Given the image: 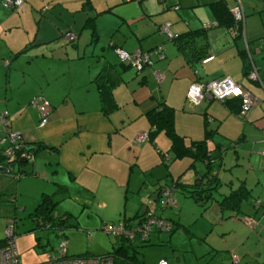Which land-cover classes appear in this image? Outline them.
Returning a JSON list of instances; mask_svg holds the SVG:
<instances>
[{
    "label": "crops",
    "instance_id": "obj_1",
    "mask_svg": "<svg viewBox=\"0 0 264 264\" xmlns=\"http://www.w3.org/2000/svg\"><path fill=\"white\" fill-rule=\"evenodd\" d=\"M211 1L22 0L10 10L0 5V112L7 110L9 126L22 133L25 147L33 154L31 160L12 161L15 169L25 172L19 178L12 177L14 181L23 178L21 189L34 192L29 197L30 207L42 191L57 192V215V202L73 197L91 209L109 204L113 212L100 216L116 220L125 192L133 189L134 179L153 161L141 162L146 139L136 142L134 136L149 127L146 109L163 101L173 108V127L184 143L205 137L208 149L217 155L220 152L211 166L219 182L217 192L239 184L248 189L235 209L220 207L214 198L196 201L202 207L203 221L209 228L216 226L226 252H238V244H245L239 260L232 263L228 259L230 264H264V18L259 13L264 0H240L245 17L239 36H231L218 24L194 37L192 50L198 49L204 56L212 54L203 62L197 52L186 61L175 43L157 32L160 21H169L175 33L213 21ZM235 1L225 3L230 7ZM89 15L93 18L87 22ZM67 29L76 33L71 41L61 34ZM244 42L259 80L245 76L247 57L239 52ZM158 44L162 45V56L152 54V64L134 68L135 72L119 61L114 50L150 49ZM153 70L162 71L163 76L157 79ZM224 74L252 93L255 102L246 116L238 113L235 98L220 101L203 97L196 105L186 104L190 121L202 116L201 129L191 123L182 128L175 111L184 107L188 84ZM146 82L150 89L142 87ZM37 93L51 105L42 125L38 124L36 108L27 103ZM183 156L186 165L194 164L196 159L179 157ZM159 158L163 159L160 152ZM197 166L192 179L190 175L183 181L172 178V190L180 189L179 194L189 196L175 182L193 183L204 170V162ZM134 171L135 178L130 180ZM169 172L175 177L174 169ZM7 173L0 172V188L11 177ZM160 178H151L152 191L157 185H165ZM0 192H5L6 198L7 193L14 194L3 189ZM133 205L131 200L128 207L132 211L121 215L131 223L138 220L141 211V206L133 209ZM240 214L255 218L254 226L243 223ZM64 221L76 225L74 219ZM176 221L181 224L175 219V225ZM151 233L147 237L150 242Z\"/></svg>",
    "mask_w": 264,
    "mask_h": 264
},
{
    "label": "rangeland",
    "instance_id": "obj_2",
    "mask_svg": "<svg viewBox=\"0 0 264 264\" xmlns=\"http://www.w3.org/2000/svg\"><path fill=\"white\" fill-rule=\"evenodd\" d=\"M1 8H9L8 10H10V7L6 8L2 5ZM259 13L264 18V9L259 11ZM170 31L175 33L171 29ZM160 35H162L164 40H168V37L163 32H160ZM134 68L133 65L129 67L132 72H135ZM138 78L139 75L137 74L136 80ZM142 87L144 89H150V85L147 82ZM136 92L139 93L140 90L138 89ZM186 104L187 102L184 101V107L183 109L179 108V112L174 110L178 116L177 121L181 123L182 128L187 126L188 123H191L192 126L201 129L203 123L202 116L200 119L192 117L190 121L191 117L188 113L190 110ZM154 135L153 138L145 140L146 146H144V150L140 155L143 164L151 159L153 161L148 162V166L141 176L138 175L135 178V171L130 176V180L135 178L133 189L125 192L126 198L124 200L126 203L124 205V200L120 201L119 212L117 209V217L115 219L121 217L123 213L127 215L132 211L129 210L131 200L134 204L133 209L139 206L142 208L152 200L154 195V191L151 190L152 177L154 179L156 176H162L160 181L167 186H171L174 183L171 182L172 178L175 179L177 177V179L183 181L185 177L190 175L189 177L192 179L195 169L194 166L197 164V169L200 168L201 161L197 159L193 165H186L187 158L185 156L173 157L169 139L163 131H157ZM159 149L165 154V157L163 156L164 159L159 158ZM170 156L172 159H169ZM155 159L157 160L155 161ZM151 163H153V166ZM169 169H174L175 177H171ZM5 176L9 177L10 174L9 176ZM189 177L188 179H190ZM10 178L6 179L0 188L1 190L11 191L15 194L13 196L7 193L9 198H6L5 192H0V237L5 235L6 224L14 220V245L20 264L38 263L46 260L54 253L59 254V233L66 236L67 254L104 253L113 250L111 243L117 245L119 242H123L126 246L127 255H129V259L134 264H155L160 258L167 259L169 264H230L231 256L234 254L240 257L244 249L243 246H245V244H238V252L234 250L226 252L222 247L223 241L216 231V226L213 228L207 226L203 221L204 214L202 213V207L196 204L197 202L192 197H183L179 194L180 189L177 191L171 190L174 201H180L181 198L180 203L177 202L175 205L172 204L163 207L157 206L155 212L169 218L171 222L177 219L181 224H176V227L171 231L153 229L150 235L152 242H150L149 238L141 243L137 241H120L119 239H116L115 242L114 234L107 232L101 227L104 223L112 221L100 216L112 213L113 209L111 206L109 204H103L91 209L89 204L86 203L85 206H82L83 204L78 203V200L73 197H65L59 200L56 204V211L58 216L65 217L68 223H71L70 219H74L76 225H67L63 220L54 229L40 227L33 216L29 214L32 210L29 197L34 195V192L29 188L21 189L20 185L22 184L23 178L18 181H14L12 177ZM177 187L179 186L177 185ZM38 217H43L44 219L43 214L39 213Z\"/></svg>",
    "mask_w": 264,
    "mask_h": 264
},
{
    "label": "built area",
    "instance_id": "obj_3",
    "mask_svg": "<svg viewBox=\"0 0 264 264\" xmlns=\"http://www.w3.org/2000/svg\"><path fill=\"white\" fill-rule=\"evenodd\" d=\"M0 3L3 7H15L21 3V0H0ZM229 10L233 17L242 24L243 29L245 14L240 0H236L235 3L229 7ZM211 23L212 22H205L203 23V26H208ZM158 30L163 32L167 37H171L173 35L169 28V21L159 23ZM62 36L67 40H73L76 37V33L71 30H66L62 33ZM161 47L162 45L158 44L150 49H141L137 47L131 51H127L122 48L115 47L114 50L119 60L128 62L139 70L142 69L143 66L152 64V54L161 56ZM244 49L248 59V68L245 72V76L251 80H259L260 77L257 67L251 61L250 52L245 42ZM254 49L258 50V47H255ZM211 57L212 54L208 53L200 58V60L203 62ZM153 74L157 79L163 76V72L158 70H153ZM229 96L238 97V113L243 117L246 116L247 111L255 102L250 90L239 84L227 74L208 80L195 79L188 84L185 91V99L190 105L198 104L203 97L214 98L222 101ZM27 103L36 108L38 112V124H44L48 119V114L51 109V105L48 100L42 94L37 93L31 96ZM7 117L8 112L6 109H3L0 112V152L4 154L5 157L18 156L19 158H23L25 160H31L33 158V154L25 147L22 133L9 126ZM145 139H147L146 130L139 131L134 136V140L136 142H141ZM261 153L264 156V147L261 150ZM0 166H4L7 172L11 171L8 166L1 162ZM174 203L175 201L171 195L169 186L164 185L157 191H154L152 200L141 208L140 217L136 222L125 223L124 221L119 220L117 222L104 223L101 227L107 232H112L117 235V237L128 240L129 242L141 241L146 239L150 231L153 229L169 230L170 227H172V222L168 218L156 213L155 208L157 206L163 207ZM241 219L248 227H253L256 223V219L251 216H243ZM4 236L5 241L3 244H0V264H20L14 245V220H11L10 223L6 224ZM59 237V254L54 253L46 260H42L34 264H115V260L118 259L111 251L98 254H67L66 236L59 233ZM238 260V256L234 254L231 256L232 263H236ZM123 264L133 263L129 260H124ZM155 264H168V262L166 259L160 258Z\"/></svg>",
    "mask_w": 264,
    "mask_h": 264
},
{
    "label": "trees",
    "instance_id": "obj_4",
    "mask_svg": "<svg viewBox=\"0 0 264 264\" xmlns=\"http://www.w3.org/2000/svg\"><path fill=\"white\" fill-rule=\"evenodd\" d=\"M83 5L86 6V2H84ZM176 5L177 4H173L172 6H176ZM209 7L211 11L213 12L214 18H215L213 19V21H211L212 23L210 25L208 26L201 25V27H198L195 29H189V30L182 31L179 33H173L171 37H168L175 43L177 49L183 55V57H185L186 61H190L191 56L193 55L195 56L194 52H197V53L200 52L198 51V49L192 50L191 46H192L194 37L200 34L202 30L205 28L219 24V25H224L225 28L228 30V32L231 34V36H239L240 34H242L241 32L242 24L233 17L232 13L229 10V6L225 3V0H213L210 2ZM92 18L93 16L89 15L87 16L86 21L87 22L91 21ZM157 30H158V26H157ZM239 52L242 57L243 56L247 57L244 47H241ZM202 55L203 54L199 53V55H197L198 56L197 58H200V57L202 58L204 56ZM246 60L248 61V59ZM119 61L123 64L131 65L128 62H124L121 60ZM152 62H153V58H152ZM146 66H150V65H146ZM247 68H248V62H247V67L244 69V73L246 72ZM100 91H102V88L99 86V92ZM231 97L237 100L236 109L238 110V107H239L238 97H233V96ZM145 115L147 116L148 121H149V127L145 129L147 131V139L153 138L155 136L154 134L157 131L161 130L169 139L170 149L173 151V155H174L173 157L188 155L193 160L197 159V160H201L204 162V170L201 173H198L196 175L195 181L193 183L189 185H184V184H179L178 182H175V185L177 184L180 185V187H182L183 191L187 195L191 196L195 201H199L200 203H204L208 198H214L220 207L227 206L229 208H234V209L237 208V204L239 203L240 199L245 197L246 194H248V189L243 184H239L237 187L229 189V191H226L223 193L217 192L218 187H219V182L214 173L215 170L211 166H212L213 160L216 157H220L219 155L220 152H218V155H217L214 152H212L210 149H208V147L206 146L205 137L200 138V139H191L189 143L187 144L184 143L182 136L177 134L173 127V108L163 101H159L157 105H154L146 109ZM208 133L209 132L207 130L206 135ZM159 152L161 154V157L164 159L165 156H164L163 151L159 150ZM13 160H25V159L19 158L18 156H13V157L6 156L5 157V155L0 152V162L8 166L9 169L11 170V171L8 170L11 174L9 172L8 173L13 178H19L20 176L24 175L25 172L15 169L12 166ZM31 174H34V172ZM161 186H164V185H157L156 187L153 188V190L157 191ZM169 189L172 190V185L169 186ZM56 193L42 191L37 201L32 206L31 212H29V214L33 216L34 220L36 221V223L40 225V227H44V228L54 227L55 228L56 226L60 225L61 221L66 219L63 216L59 217L55 212L54 205L56 202V199H55ZM11 195L14 196V194H11ZM39 213L44 215V219L43 217H38ZM241 215L243 214H240L239 216L241 217ZM119 220L124 221L125 223H131L128 221V218L126 217H120L111 222H117ZM176 224H177V221H176ZM171 226L172 227H170L168 231H171L172 229L176 227V225L173 222ZM114 236H115V240H114L115 242H116V239H119L120 241L125 240V239L117 237V235L115 234ZM147 239L148 238L141 240V241H137V242L141 243V242L146 241ZM4 241H5V236L0 238V244H3ZM113 244L114 243H112L113 250L111 252L114 253L118 258L115 260V264H123L124 260L131 261V259H129L128 257L129 255H127L126 246L123 242H119L117 245H113ZM107 252H110V251H107Z\"/></svg>",
    "mask_w": 264,
    "mask_h": 264
},
{
    "label": "water",
    "instance_id": "obj_5",
    "mask_svg": "<svg viewBox=\"0 0 264 264\" xmlns=\"http://www.w3.org/2000/svg\"><path fill=\"white\" fill-rule=\"evenodd\" d=\"M0 172L6 173L7 170H6V168L4 166H0Z\"/></svg>",
    "mask_w": 264,
    "mask_h": 264
}]
</instances>
